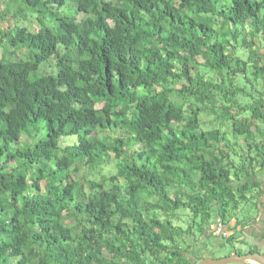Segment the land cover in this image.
I'll use <instances>...</instances> for the list:
<instances>
[{"label":"trees","instance_id":"obj_1","mask_svg":"<svg viewBox=\"0 0 264 264\" xmlns=\"http://www.w3.org/2000/svg\"><path fill=\"white\" fill-rule=\"evenodd\" d=\"M7 2L0 264H195L257 208L264 0Z\"/></svg>","mask_w":264,"mask_h":264},{"label":"rangeland","instance_id":"obj_2","mask_svg":"<svg viewBox=\"0 0 264 264\" xmlns=\"http://www.w3.org/2000/svg\"><path fill=\"white\" fill-rule=\"evenodd\" d=\"M9 2H7L8 7L11 10H14L15 8L19 9L20 8V2L21 0H7ZM10 14V13H9ZM0 15H4L3 12V6L0 3ZM1 17V16H0ZM5 20H2V18H0V28L4 29L6 27H8V24L12 26H27L29 29L32 30H37V24L35 23V19H34V15L33 13L29 12V14H27V16H21V15H17L16 17L13 18H8V16H5ZM4 19V18H3ZM3 48H5L6 50H10L8 44H3L2 45ZM1 48H0V52H1ZM20 52V51H17ZM57 71L56 66H48L46 63L41 64V66L38 69L39 73H53L55 74ZM205 118H207L206 116H204ZM75 140V137H72L71 139H69L68 141H72ZM112 165L106 166L105 168V172H110L112 169ZM249 194V193H248ZM250 196V194H249ZM257 208H256V200L254 198H250L247 202H243L240 203L238 205V209L233 211V214L238 217V219H244L243 223L241 225H249L252 221L255 220V217L257 215ZM255 216V217H254ZM235 220V218H232L230 221H228L226 223V225H230V223ZM214 223V222H213ZM244 226V227H245ZM233 230V229H232ZM232 230L230 231L232 233ZM212 233L211 227L209 228V230L207 231L206 234L201 235L200 238V242H198L196 245L202 249V255L204 257L206 256H211V257H222L227 255L230 251H238V252H244V250L247 248V241H243V242H239L241 240L242 237V232L240 230H234L233 231V235H229L228 238L231 236L232 239L227 238V240H223V244L219 245V246H214V244L212 243V241L209 238V235ZM226 237V236H224ZM198 252H201V250L199 248H197ZM229 264H243V263H229ZM245 264H252V262H247Z\"/></svg>","mask_w":264,"mask_h":264},{"label":"crops","instance_id":"obj_3","mask_svg":"<svg viewBox=\"0 0 264 264\" xmlns=\"http://www.w3.org/2000/svg\"><path fill=\"white\" fill-rule=\"evenodd\" d=\"M258 179L261 181L260 196L258 198L257 215L255 220L249 225H246L245 230L242 232L244 241H247V248L242 253H246L251 249L264 253V168L258 174ZM235 251V250H233ZM232 252V251H230ZM252 264H256L253 263Z\"/></svg>","mask_w":264,"mask_h":264},{"label":"water","instance_id":"obj_4","mask_svg":"<svg viewBox=\"0 0 264 264\" xmlns=\"http://www.w3.org/2000/svg\"><path fill=\"white\" fill-rule=\"evenodd\" d=\"M247 263L253 262L256 264H264V253L260 251H249L246 253H239L232 251L228 255L222 257L206 256L198 260L195 264H229V263Z\"/></svg>","mask_w":264,"mask_h":264},{"label":"flooded vegetation","instance_id":"obj_5","mask_svg":"<svg viewBox=\"0 0 264 264\" xmlns=\"http://www.w3.org/2000/svg\"><path fill=\"white\" fill-rule=\"evenodd\" d=\"M234 222H235V220L234 221H232L231 223H230V225H226V224H224L225 226H226V229H227V235H226V237H222V236H219V235H215V234H213V232L209 235V238L208 239H210L211 241H212V243L214 244V246H219V245H222L224 242H223V240H225L226 241V239H227V237L229 236V235H231L232 233H233V231L234 230H240L241 232H243L244 230H245V228L244 227H242L241 225H237L236 227H234ZM233 229V230H232ZM211 230H212V227H211ZM232 230V233L230 232ZM242 237H243V233H242ZM244 241V237L243 238H241V240L239 241V242H243ZM199 249L201 250V252H199L198 254L199 255H201L202 254V249L203 248H200V246H199ZM251 249V247L250 248H248V250H250ZM256 250V249H255ZM238 252V251H237ZM249 252V251H248ZM230 253V252H229ZM228 253V254H229ZM239 253H242V252H239ZM227 254V255H228Z\"/></svg>","mask_w":264,"mask_h":264},{"label":"built area","instance_id":"obj_6","mask_svg":"<svg viewBox=\"0 0 264 264\" xmlns=\"http://www.w3.org/2000/svg\"><path fill=\"white\" fill-rule=\"evenodd\" d=\"M212 232L213 234L215 235H219V236H226L228 233H227V229H226V226L219 220H217L216 222H214L212 225Z\"/></svg>","mask_w":264,"mask_h":264}]
</instances>
